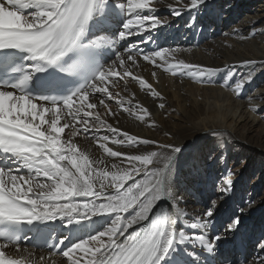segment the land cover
Instances as JSON below:
<instances>
[{
	"label": "snow or ice",
	"instance_id": "6c2138e0",
	"mask_svg": "<svg viewBox=\"0 0 264 264\" xmlns=\"http://www.w3.org/2000/svg\"><path fill=\"white\" fill-rule=\"evenodd\" d=\"M161 2L0 0V264H36L33 253L19 245L21 233H40L57 220L69 230L85 222L98 225L60 251L67 264H202L201 257L207 261L218 242L238 231L251 201L209 236L218 201L231 193V171L218 187L213 184L219 195L209 196L192 217L186 205L194 193L172 177L182 148L132 135L105 118L118 115L110 107L114 102L119 111L149 122L147 107L113 91L121 81L127 91L128 77L162 99L134 73L141 59L173 76L187 70L198 83L224 72L221 87H230L237 97L254 79L250 69L229 83L237 75L234 66L189 64L176 59L178 49L144 53L132 44L113 51L119 42L167 24L154 14ZM203 3L175 0L167 8L181 16ZM255 63L244 60L239 66ZM102 130L111 135H87ZM81 135L91 139L96 153L76 142ZM257 247L264 253V239ZM244 264H264V255Z\"/></svg>",
	"mask_w": 264,
	"mask_h": 264
},
{
	"label": "bare ground",
	"instance_id": "6f19581e",
	"mask_svg": "<svg viewBox=\"0 0 264 264\" xmlns=\"http://www.w3.org/2000/svg\"><path fill=\"white\" fill-rule=\"evenodd\" d=\"M168 3L175 4V0L157 3L154 13L166 19L167 24L144 31L141 35H133L124 41V46L119 48L121 42L113 50L124 52L132 44L140 46L142 50L149 49L147 53L152 52V48L178 49L176 59L189 64L213 68L234 66L237 75L229 83L250 69L253 70L254 79L237 97L230 87H221L225 81L224 72L198 83L187 70L173 76L141 59L139 67L133 69L134 73L151 83L162 99L152 97L147 89L142 90L136 81L128 77L125 78L127 91L124 81L113 91L120 92L126 99H133L134 105L147 107L151 113L146 118L149 122L141 123L134 116L119 111L114 102L110 103V107L118 115L105 118L114 127L132 135L182 148L177 155L172 177L181 188H188L194 193L188 197L186 205L192 217L203 210L204 201L209 196L215 199L219 195L214 193L213 184L218 187L229 171L233 173L231 193L218 201L219 207L209 236L221 232L233 213L240 215L237 211L240 207L249 201L253 203L241 215L238 231L218 242L215 255L209 258L214 261L213 264H244L237 262V254L234 253L240 244L248 255L251 252L248 261L257 255H264L252 244L255 237L264 236V201L256 197L264 186V0H204L197 9L183 11L181 16L172 15L167 8ZM142 40L146 42L142 43ZM244 60L256 63L250 68L240 67ZM154 71L156 77L152 76ZM160 103H164L165 108L160 109ZM253 108L256 110L253 111ZM100 112L102 116L105 114L104 109H100ZM151 122H154V126H149ZM68 132L66 130L65 135ZM105 134L111 135L103 130L87 135ZM76 142L84 149L91 147L94 153L97 152L96 145L83 135L78 136ZM213 147L216 151L209 155V149ZM238 162H241L239 166ZM62 228L69 231L64 225ZM97 228V224L85 222L83 228L77 226L71 230L75 232L76 242L78 238L94 233ZM20 247L28 248L33 253L32 259L36 264H51L53 260L55 264H67L66 258L60 254H54L49 259V253L53 252L26 245ZM230 248L233 253L230 257L225 256L227 251H231ZM42 256L45 258L43 262L40 260ZM201 260L202 264H210L204 257Z\"/></svg>",
	"mask_w": 264,
	"mask_h": 264
},
{
	"label": "rangeland",
	"instance_id": "374dc122",
	"mask_svg": "<svg viewBox=\"0 0 264 264\" xmlns=\"http://www.w3.org/2000/svg\"><path fill=\"white\" fill-rule=\"evenodd\" d=\"M122 46H124V41L122 42V45L119 47V48H121ZM241 164V162H238L237 163V166H239ZM251 176H252V174L251 173H249ZM264 176V175H263ZM256 197L260 200V201H264V186L263 187H261V190L259 191V193H257L256 194ZM193 199V198H192ZM260 227H261V224H260ZM259 227V228H260ZM263 231V230H262ZM261 239H264V236H257V237H255V239L253 240V242H252V244H254L255 246H257V242L259 241V240H261ZM252 255H251V252L249 253V255H248V258H250ZM221 261H223V258L221 259ZM220 261V262H221ZM207 262H209L208 260H207ZM213 263H214V261H213Z\"/></svg>",
	"mask_w": 264,
	"mask_h": 264
}]
</instances>
